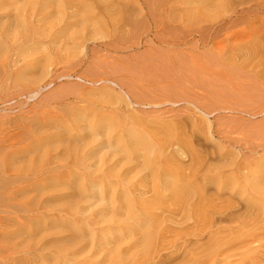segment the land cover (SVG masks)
Here are the masks:
<instances>
[{
	"label": "rangeland",
	"instance_id": "374dc122",
	"mask_svg": "<svg viewBox=\"0 0 264 264\" xmlns=\"http://www.w3.org/2000/svg\"><path fill=\"white\" fill-rule=\"evenodd\" d=\"M120 1L123 3L126 1L124 3L127 4L126 7L131 6L127 8L126 17L124 15L120 24L124 34L114 27V30L108 28L107 31L96 33L93 36L95 41L92 38L93 42L87 45L85 54L73 51L74 54H69L70 56L60 63H52V67H48L44 74V76L47 74V77H43L44 81L41 80L43 82L37 85H33L32 79L37 74L41 75L40 68L28 71L22 81L19 78H12L7 82L0 77L2 84H0V264H26L28 261L26 257H29L28 247L37 243L35 241L38 240V235L31 233L32 235H29L31 238L28 235L19 236L20 227L21 224H29V220L37 219L32 217H37L38 212L42 210V201L50 198L54 206L66 207L72 205L69 203L77 201L64 190H52L40 196L38 191H32L30 188L32 180H28L30 184L21 181L32 168L34 169V164L35 169L39 165V168L45 165L44 161L48 162V157L57 154L56 149L59 147L57 145L50 147V143H46V146L49 144L48 149H42L40 154L30 152L34 141L38 139L33 133L41 132V129L45 131L52 127L54 129L58 122L71 123V117L73 121L78 117H86L91 121L107 118L112 129L118 127L114 133L111 130L112 134L122 136L125 143H129V137L134 138L136 145L129 143L130 150L134 153L133 157L137 161L136 165L130 168L133 178L142 175L139 164L144 168L148 163L169 182L172 176L179 174L180 170L176 168L183 163L188 165L196 155L203 154L207 159L213 156L215 158L218 151L231 152L238 161H245L249 169L248 176L242 182L244 188L240 189V195L231 197V205L226 207L225 203L218 201V206L221 205L218 209L223 207L230 210L228 215L230 217L223 218L227 226L236 227L241 222L246 223L247 231L243 238L255 235L263 237L264 72L257 73L260 68H255L254 59L243 60L237 47L246 43L243 40L259 37L261 40L257 52L260 55L261 51L263 53L264 0L239 2L232 0L229 5L219 4V9L215 7L211 15L206 16L202 13L197 17H188V20L184 17L179 25L170 23L172 25L168 24V27L166 25L164 28L158 25L156 28L155 25L158 23L153 24L155 20L159 22L165 13L168 17L164 0H144L146 1L144 7L139 9L138 6H133L130 0ZM161 8L164 11L162 17ZM21 13L24 15V11ZM217 17L221 21L215 26L213 23L216 21L212 22V19ZM212 26H215L217 31L209 36V28ZM242 34H246L245 37L241 36ZM234 50L237 54L233 56L236 58L231 54ZM28 80H31L30 85ZM38 89L40 91H37ZM32 90L34 95L30 93ZM44 146L43 148L46 147ZM169 146L175 149L172 157L163 154ZM48 150L50 151L47 152ZM60 151L57 150L58 153ZM53 152L54 154H50ZM211 158H208L210 162L213 161ZM187 159L189 163L185 162ZM118 160L123 161L121 154ZM20 171H25L26 174ZM26 184L28 187H25ZM199 184H204L206 189L208 187L209 191L215 194L217 187H220L216 184L214 192L213 185L208 186L209 182ZM170 187L175 188V185ZM125 188L124 185L119 187L120 190ZM172 188L170 192H161L163 207L177 212L180 199L176 201L172 194L176 189ZM227 197L230 196L227 194ZM224 200L223 198L222 201ZM38 201H41V207ZM32 207L37 208V211ZM32 209L34 211H31ZM25 210L28 214L24 213ZM46 212L43 213L44 216ZM49 213L47 216L52 212ZM178 214L176 217L180 219L177 221L181 222V227L186 223L185 226L188 228L192 224L191 216L183 211H179ZM153 215L161 220L166 216V211L156 210ZM29 216H32L31 219ZM230 220L234 223H230ZM40 221V226L47 227L44 229L48 233L60 232L57 228L63 227L61 234L51 235L55 239L47 236L48 240H54L57 244L60 241L63 243L68 237L71 238L76 231L73 228L71 232L72 226L63 218H57L56 221L47 219ZM62 243L59 244V249L65 247L66 243L61 245ZM257 245L258 243L255 244Z\"/></svg>",
	"mask_w": 264,
	"mask_h": 264
},
{
	"label": "bare ground",
	"instance_id": "6f19581e",
	"mask_svg": "<svg viewBox=\"0 0 264 264\" xmlns=\"http://www.w3.org/2000/svg\"><path fill=\"white\" fill-rule=\"evenodd\" d=\"M231 1L164 0L163 4L164 7L167 5L168 17H166V13L162 17L164 7L161 6L163 7L160 11L162 18L158 17L160 18L159 22L155 20L156 22L153 21V24L158 23L155 25L156 28H164L166 25L168 27V24L172 25L170 23L179 25L182 19L188 20V17H197L202 13L211 15L219 4L227 3L225 5H229ZM130 2L133 6H138L139 9L144 7L146 1L130 0ZM124 3L120 0H0V77L2 76L1 78L7 82L12 78L21 80L28 71L40 68L41 75L37 76V74L32 79L33 85L39 84L41 80L44 81L43 77H47V74L45 76L44 74L48 67H52V63H60L73 51L85 54L87 45H90L93 40L95 41L93 36L96 33L111 30V28L112 30L120 29L122 18L124 15L126 17V10L130 6L126 7L127 4ZM22 11H24V15L21 13ZM127 13L129 12L127 11ZM215 21L216 23L213 25L218 24L221 20L217 17L212 19V22ZM215 26L209 28V36L217 31ZM121 29L119 32L122 33ZM121 33L120 35L124 34ZM245 35L241 36L245 37ZM92 38L94 39L92 40ZM260 40L259 37L243 40L246 43L240 44L241 48L239 45L236 46L240 49L239 52L243 60L244 58H247L248 61L254 59L255 68H260L257 72L259 74L264 72V69L262 70L264 51L263 53L261 51V55L257 52ZM235 53L234 50V53H231L232 56ZM256 53H258L257 56ZM28 81H30V85L31 80ZM37 87L35 86V88ZM31 88L34 90L33 87ZM38 88L40 89V87ZM39 89L37 91L41 90ZM33 90L30 93L34 95ZM125 95L128 98L127 94ZM71 119V123L68 121L66 123L58 122L54 129L53 127L48 129L46 126L48 129L46 131L45 129H41V132L35 131V133L32 131L35 138L38 137V139L34 141L30 152L40 154L42 149H48L49 144L46 146V143H50V147L51 145L59 147L56 149L57 154L48 157V162L44 161L45 165L42 167L39 168V165L35 169L36 164H34V169L32 168V171L28 169L30 172L27 174L22 171L27 176L21 181H27L26 183L30 184L28 180H32L30 188L32 191H38L40 196L48 191L64 190L68 191L77 201L69 203L72 204L69 207L68 205L67 207L54 206L49 200L50 198H47L42 201V210L38 212V216H29V218L37 219L33 221L28 219L30 223L27 225L21 224L19 236L28 235L29 237L32 235L31 233L38 235V240L35 241L37 243L28 247L29 257H26V260L28 259L26 264H264V234L263 237L255 235L251 238H243L247 231L246 223L242 224L241 222L236 227H229L223 218L228 217L230 210L223 207L218 209L221 206H218V201L229 207L228 205H231L232 201H230L231 197L239 196L240 189L244 188L242 182L248 176L249 170L245 161H238L231 152L230 154L223 150L225 153L218 151L215 158L213 156L215 152L211 153L213 158L207 155L208 158L213 159L212 162L208 158L207 160L203 154L193 157L189 161L190 163L187 159L185 162H188V165L181 161L183 164L176 168L180 170L179 174L172 176L168 180L169 182L162 178V173H158L148 163L144 168L139 164L142 175L139 178H133L130 168L134 167L137 161H135L134 153L130 150L131 146L129 145H136V142L133 141L134 138H128L132 141L127 139L129 144L125 143L119 134H112L117 126L112 124L115 126V129H112L109 124L110 120L108 121L107 118L98 119L99 121H91L86 117H78L74 119L75 121L72 117ZM44 122L46 123V121ZM213 140L215 141L214 136ZM22 148L21 150H23ZM60 149L63 151L62 153ZM57 150L60 152L58 153ZM174 150V147L170 148L169 146L167 150L163 151V154L166 153L169 157L174 153ZM54 152L50 154H54ZM120 154L122 162L118 160ZM139 155L142 156V153L139 152ZM26 156L28 157L27 154ZM22 172L20 171V173ZM205 181L209 182L208 186L213 185L214 192V186L216 184L220 186L217 187L218 189L216 188V194L211 193L212 191L210 192L208 187L206 189L204 184H199ZM173 184L175 188L170 187ZM122 185L126 188L120 190L119 187ZM25 187L28 185L26 184ZM25 187L23 186L22 189ZM171 188L176 189V192H172L176 201L178 202L180 199L177 212L163 207L161 192H170ZM227 194L230 197L226 198ZM223 198L229 203L225 200L223 202ZM37 204L35 205L37 206ZM35 207L32 208L37 211ZM33 209L31 211H34ZM156 210L166 211V216L159 220L153 215ZM42 211L53 214L47 216L48 212H46L44 216L45 212ZM179 211L186 212L191 216L192 224L188 228L185 226L186 223H182L183 227H186L183 229L181 222L177 221L176 216L179 215ZM239 217L241 216L239 215ZM57 218L65 219L68 225L72 226L71 232H73V228L76 230L71 238L66 239L67 241L64 240L63 243L60 241L61 245L66 243L65 247L60 249L58 248L60 243L48 240L47 236L53 238L51 235L61 234L63 227L57 228L60 232L48 233L44 229L47 227L40 226V222L43 221H40L41 219L56 221ZM236 220L239 219L236 218ZM234 221L230 220V223H234ZM257 243L258 245L255 246Z\"/></svg>",
	"mask_w": 264,
	"mask_h": 264
}]
</instances>
